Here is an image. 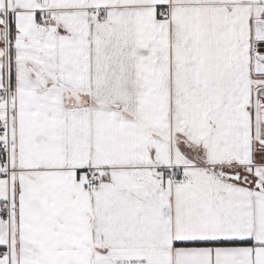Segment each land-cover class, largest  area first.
<instances>
[{
    "label": "snow or ice",
    "instance_id": "obj_1",
    "mask_svg": "<svg viewBox=\"0 0 264 264\" xmlns=\"http://www.w3.org/2000/svg\"><path fill=\"white\" fill-rule=\"evenodd\" d=\"M0 264H264V0H0Z\"/></svg>",
    "mask_w": 264,
    "mask_h": 264
}]
</instances>
